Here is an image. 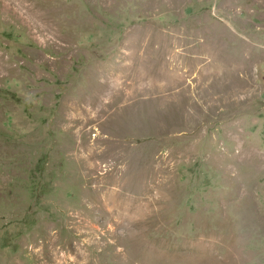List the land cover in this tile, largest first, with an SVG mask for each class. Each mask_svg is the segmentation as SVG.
Masks as SVG:
<instances>
[{"label": "rangeland", "instance_id": "obj_1", "mask_svg": "<svg viewBox=\"0 0 264 264\" xmlns=\"http://www.w3.org/2000/svg\"><path fill=\"white\" fill-rule=\"evenodd\" d=\"M0 264H264V0H0Z\"/></svg>", "mask_w": 264, "mask_h": 264}]
</instances>
